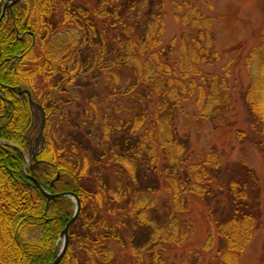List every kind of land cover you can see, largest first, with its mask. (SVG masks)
<instances>
[{"label":"trees","instance_id":"obj_1","mask_svg":"<svg viewBox=\"0 0 264 264\" xmlns=\"http://www.w3.org/2000/svg\"><path fill=\"white\" fill-rule=\"evenodd\" d=\"M238 1L257 3L264 16V0ZM186 4L177 17L183 31L169 43L165 0H21L7 9L0 140L11 145L0 146V264H51L59 254L75 205L49 200L36 182L82 203L60 264H239L258 231L264 264L261 182L252 163L254 155L264 162V23L246 57L250 83L231 85L228 66L222 74L203 69L220 60L214 16ZM15 88L42 99L47 117L34 167L25 151L37 117ZM189 106L210 123L237 110L239 158L193 148L178 130ZM190 195L204 202L211 233L202 249L173 260L170 251L194 232L182 216Z\"/></svg>","mask_w":264,"mask_h":264},{"label":"rangeland","instance_id":"obj_2","mask_svg":"<svg viewBox=\"0 0 264 264\" xmlns=\"http://www.w3.org/2000/svg\"><path fill=\"white\" fill-rule=\"evenodd\" d=\"M193 6L203 7L206 13L211 14L215 18L214 28L217 35L215 50L219 53L220 60L212 67H204L206 71H215L220 74L226 72L224 67L228 66L232 76L230 78L231 85L242 84L247 86L250 83V76L246 68V57L250 50L259 43V30L264 23V16L259 9L257 3L253 1L238 0H165V7L162 13L163 37L165 42L169 43L178 37L183 31L182 23L177 17H181L183 10H187L186 3ZM210 3L211 8L206 4ZM44 84L42 88L44 89ZM21 98H27L32 113L36 115V122L33 126L36 128L31 138L32 143L29 150L25 151L26 162L28 166L33 165L32 159L40 154L45 148V131L44 127L47 123V117L44 115V108L41 103L42 99L31 96L27 89L15 88ZM44 92H49L44 90ZM60 92L57 94L63 98L66 94ZM62 103V101H61ZM193 106L186 109L187 114L182 115L178 122V130L181 134L190 136L192 146L197 152H207L212 147L224 148L229 151V160L239 158V148L236 146L235 129L241 125L237 122L238 113H230L229 115L218 119L214 123H210L204 119L192 116L190 111ZM224 119V120H223ZM56 122H58L56 120ZM236 124L233 127V124ZM54 136V133H51ZM1 147L11 145L7 141L0 140ZM253 167L255 168L261 182V200L264 221V162L258 155L252 157ZM163 188H167V182L163 181ZM74 203V201L71 199ZM75 205V203H74ZM188 218L194 225L192 237L178 249L171 248L170 257L175 260L176 254H184L190 250L202 249L209 234L211 233V224L208 218L204 202L196 195H190L189 208L182 215ZM61 241V239H60ZM263 241L262 232L258 231L248 246L240 256L239 264H258L261 254ZM62 246V241H61Z\"/></svg>","mask_w":264,"mask_h":264},{"label":"water","instance_id":"obj_3","mask_svg":"<svg viewBox=\"0 0 264 264\" xmlns=\"http://www.w3.org/2000/svg\"><path fill=\"white\" fill-rule=\"evenodd\" d=\"M19 1H21V0H12L11 2L9 1V2L5 3L2 15L0 17V23L3 20L4 16H5L6 10L11 8L13 5L17 4ZM35 158H36V156H35ZM33 166L34 165H32V167ZM36 186L40 189V191L49 200H55L57 198L66 197V198L72 199L74 201V203H75L74 215L71 218V220L68 222L67 226L61 232V235H60V239L62 241V246L60 248L59 254H58L57 258L51 263V264H60L63 261V259L65 258L66 254H67V250H68V247H69V231L72 228V226L76 223L77 219L79 218V215H80L81 209H82V203H81V200L78 197V195H76L73 192H64V193L53 195V194L49 193L48 191H46L39 182H36Z\"/></svg>","mask_w":264,"mask_h":264}]
</instances>
